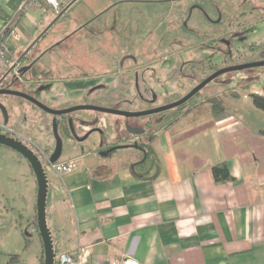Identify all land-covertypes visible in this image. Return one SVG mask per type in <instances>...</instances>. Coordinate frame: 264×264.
<instances>
[{"label":"crops","instance_id":"1","mask_svg":"<svg viewBox=\"0 0 264 264\" xmlns=\"http://www.w3.org/2000/svg\"><path fill=\"white\" fill-rule=\"evenodd\" d=\"M9 1L0 0V8L17 20L16 34L9 41L8 68H0V85L16 64L31 66L23 80L51 81L36 97L54 110L95 100L96 92L87 96L103 65L84 55L120 51L123 31L148 33L142 21L135 25L138 14L150 13L144 1H153L155 16L160 11L158 0H142L134 18L117 8L127 2L122 0H58L57 11L33 0L14 13L6 6ZM4 101L3 129L23 142L47 145L49 157L54 148L47 127L56 121L26 101ZM7 103L14 108L8 110ZM225 103L218 115L201 102L177 118L160 117L150 153L130 142L110 155L100 154L91 146L97 134L82 145L64 144L58 161L75 160L77 168L53 172L48 180L47 222L54 250L83 248L92 264L120 257L139 264H264V121L251 125ZM140 109L145 107L129 111ZM195 114L204 118L179 126ZM106 134L115 136L109 129ZM223 162L233 180L216 183L211 168Z\"/></svg>","mask_w":264,"mask_h":264},{"label":"rangeland","instance_id":"2","mask_svg":"<svg viewBox=\"0 0 264 264\" xmlns=\"http://www.w3.org/2000/svg\"><path fill=\"white\" fill-rule=\"evenodd\" d=\"M122 1L127 2L119 4L117 8H119L122 12L131 15V18H134V14L142 11V0ZM158 1L161 4L166 5V14L168 16L167 20H176V22H179L184 19L183 16L181 19L179 17L176 18V16H174V9H170L171 5H175V3H182L181 1ZM190 4H192V1L188 0L186 1V5L182 6L180 9L181 12H185V9L190 7V14L186 19H184L182 27L178 26V23L176 25L175 22H172L171 25L168 23L165 25V30L162 27L160 29L161 32H157L156 34L152 33L149 37L146 33L142 38L135 36L134 39H132V37L127 38L129 43H132L133 40L139 43V40L144 41L147 37V39L151 42L161 39V46L160 48H157L156 52L158 56L166 57L167 61L162 67V69H165L163 74L165 80H162L164 81V86L162 89H155L157 93L162 94L158 97V100L153 103L146 104L138 102L134 100L132 96H129L126 97V99L110 102L107 104L108 106L115 105L119 102L121 103L120 106L123 110H132V107H165L180 101L182 98L187 96L197 84L205 81L209 78V76L220 69L264 61V46H259L254 48V50H251L249 45L246 46L243 41L238 40L237 42L235 41V46L231 49V53L228 55L225 54V48L221 47V44L217 42L218 36H222V34L226 31L236 29V26L243 20L244 11L239 6L234 5L233 1L209 0L206 2L203 0L201 1L199 10L196 9L198 7H194L193 5L189 6ZM173 7L174 6L171 8ZM206 14L209 15V21L206 18ZM218 15H221L220 23V17ZM185 23L187 27H183ZM258 29L262 32L263 37L259 36V39H255L263 42L264 27H259L256 30ZM241 36L242 34H238L237 37L240 39ZM237 37L233 40H236ZM166 40L168 41L167 43L170 42L171 45L166 46ZM208 40H213V47L207 45ZM244 42L247 43L248 41L244 40ZM217 45L220 46V49L216 47ZM149 49H151V47ZM174 52L177 53L174 54ZM171 54H173V56H171ZM111 56L113 57V55H106L105 52H101L93 54L90 57L97 60L101 59V61L104 62ZM102 57L104 59H102ZM50 75L52 77H57L58 73ZM6 78L7 79L1 83L0 89L12 86L13 75L10 74ZM14 87L16 88L18 86H13L12 88ZM252 94L264 95V67L224 74L207 84L202 90L192 96L185 103L170 110L161 112L155 115L154 118H177L196 104L199 105L201 102L205 103L207 99L213 97H220L223 100V103L224 101L226 102L225 105L228 107L229 111H235L243 114V119L245 121L247 120L251 125H256L259 119L264 121V112L254 108L259 114H253V110L250 108L253 105L249 98ZM6 99L25 102V100L18 97L0 95V104L6 103L4 101ZM234 99L239 100L237 105L230 104V102ZM84 100L87 99L85 98ZM102 102L103 101L100 99L90 100V103L92 104H103ZM130 102L133 105L132 107L131 104H129ZM45 103H47V101H45ZM47 104L48 108L52 106L50 102ZM6 106L8 107V110H12V108H14L13 105L8 103ZM77 106L96 107L94 105H90L89 103H82ZM99 106L96 108L107 109ZM45 115L50 117V115L44 114V116ZM69 115L74 118H79L80 120L89 119L88 115H98L101 118L105 117L106 119L112 121L117 119L120 121L125 120L109 114H96L91 111H77L70 113ZM202 116H197V114H195V118L188 116V119L184 118L179 126L191 125L196 121V117L204 118ZM0 118H2L1 115ZM50 118L53 119L52 116ZM0 133L6 134V131L1 125V119ZM47 134L51 139V146L55 147L56 142L52 132V127L49 132L47 130ZM35 145L41 150L43 149V151H47L44 149L47 145L41 146L37 143ZM64 148L65 147L63 145V153ZM38 156L44 164L41 153H39ZM45 172L48 180L51 179L53 172L49 170L48 167H45ZM36 196V179L27 161L9 148L0 146V264H6L8 255H18L20 264L43 263L41 238L34 228L36 224ZM47 213L48 210L46 208V221L49 218ZM47 226L48 228L50 226L48 222Z\"/></svg>","mask_w":264,"mask_h":264},{"label":"flooded vegetation","instance_id":"3","mask_svg":"<svg viewBox=\"0 0 264 264\" xmlns=\"http://www.w3.org/2000/svg\"><path fill=\"white\" fill-rule=\"evenodd\" d=\"M173 2L175 1H181L182 3H178L173 8L170 7V9H174L173 11L174 16L181 17L183 16L184 19H186L190 14V7L185 9V12H181L180 9L182 6L186 5V1L188 0H171ZM192 1V4L189 6L198 7L196 9H200L199 6H201V1L203 0H189ZM206 2L209 0H205ZM213 1V0H212ZM221 1H233L234 5L239 6L243 11V20L240 24L236 26V29L226 31L222 34V36L217 37V42L221 44V47L225 48V54H230L231 49L234 48L235 43L238 40L243 41V43L246 44V46L249 45V48L251 50H254V48L262 47L264 46V41H259L258 37L262 36V32L257 28L264 27V0H221ZM144 4L148 6V9L144 11H150L152 13L147 14L143 12V14H138L136 19L138 21L135 22V25L138 26L139 21H142L144 26H148L150 29L147 33L148 37L152 33L161 32V28L165 30V25L172 24V22H175V24L182 27L183 20H180L179 22H176V20H167V14H166V5H163L160 3L158 4V8L160 11H158V14L155 16L153 13V1L151 3L145 2ZM220 18L219 23L221 22V15H218ZM143 18V19H142ZM206 18L209 21V15L206 14ZM122 22V21H120ZM232 22V21H231ZM134 23V22H133ZM180 23V24H179ZM183 27H187L186 23ZM189 31V30H188ZM264 32V31H263ZM238 34H242V36L237 37ZM135 37H141L139 33L135 32V35H124V31L122 32L121 38L124 41V45L119 48L120 51L116 50L112 53H105L106 55H113L110 58H108L107 61L102 62L101 59H99V65H103V72L97 76L95 80H97V84H93L89 88V93L87 97H90L92 94L91 92H96V99L95 100H102L103 104H92L90 105L99 106V107H105L107 109H112V111L122 112V113H140V112H147L152 111L159 108H148L145 107V109H140L134 111L129 110H123L121 108V103H117L115 105L108 106L110 102L113 101H119L120 99H126V97L132 96L134 100L142 103H153L158 100V97L162 94H159L156 92V88L162 89L164 86L165 78L163 77V74L165 72V69H162V67L165 65L167 58L164 56H158L157 54V48H160L161 46V39H157L155 42L149 41L147 38H145L144 41L139 40V43L133 40L132 43H129L127 41V38L132 37L134 39ZM235 37H237L236 40H233ZM263 37V36H262ZM258 38V39H255ZM255 39V40H254ZM244 40L248 41L247 43L244 42ZM236 41V42H235ZM168 41L166 40V43ZM213 40H208L207 45L213 47ZM171 45V43H167L166 46ZM151 47V49H149ZM218 49H220V46H216ZM182 52V50H181ZM177 52H174L176 54ZM89 54L84 55V57L89 60L90 59ZM173 56V54H171ZM264 57V55H263ZM102 59H104L102 57ZM151 59V60H150ZM264 60V58H263ZM190 62V61H189ZM264 62V61H261ZM256 63H260L256 62ZM151 64V65H150ZM86 65H89L88 62ZM149 65V66H148ZM120 67V68H119ZM154 67V68H153ZM264 67V66H263ZM20 68V64H18V69ZM226 69V68H223ZM252 69V68H249ZM222 70V69H220ZM218 70V71H220ZM248 70V69H245ZM13 75L12 80V86H8V88L16 89L15 91H19L25 94L30 95L43 105H46L43 101H40L37 99L36 96L39 95V90L43 87L48 88L53 83L51 81L44 82V85L40 84L39 79H24L23 77H19L18 79L14 76L13 69L9 71V73L6 75ZM89 72L90 69H89ZM88 72V73H89ZM87 73V75H89ZM216 73V72H215ZM231 73V72H230ZM214 74V73H213ZM212 74V75H213ZM227 74V73H225ZM224 75V74H222ZM221 75V76H222ZM210 77V76H209ZM220 77V76H219ZM218 78V77H217ZM216 78V79H217ZM7 79V78H6ZM5 78L3 79L6 80ZM92 78L89 77L86 79L87 81L91 80ZM215 80V79H214ZM2 81V82H3ZM213 81V80H212ZM211 81V82H212ZM42 83V82H41ZM202 83V82H201ZM210 83V82H209ZM208 83V84H209ZM196 85V84H195ZM197 84L196 86H198ZM1 86V85H0ZM204 88V87H203ZM202 88V89H203ZM5 89V88H2ZM201 89V90H202ZM198 93V92H197ZM24 100V99H23ZM208 100V99H207ZM26 101V100H25ZM31 105L32 107L38 109L41 111L38 107L33 105L32 103L26 101ZM105 103V104H104ZM129 104L132 103L130 102ZM77 106V105H76ZM162 108V107H161ZM102 109V108H100ZM122 110V111H121ZM94 112V111H91ZM41 113H44L41 111ZM96 114L100 112H95ZM161 113V112H160ZM46 114V113H44ZM105 114V113H100ZM159 113L139 117V118H127L120 115H112L116 117H120L125 119L124 121H120L119 119L109 123L106 120H100L101 117L98 115L92 116L89 119L80 120L79 118H74L71 115H64V116H52L54 121H56L57 124V133L59 137L62 140L63 145H82L86 143L90 137L94 134L99 135V138L96 143L93 142L91 146L95 148V150L100 154H107L110 155L113 152H110L112 149L116 148L117 145L123 144V143H133L137 147L146 149L148 146V142L153 136L152 132L154 131L158 118H154L155 115ZM48 115V114H47ZM51 117V115H50ZM146 117V118H145ZM140 120H145L144 123H140ZM43 121V119L41 120ZM52 124L48 125L47 129L50 130ZM49 126H51L49 128ZM110 128V130L113 131V134L115 135L114 138H111L109 135L106 134V131ZM135 133L140 135V137L135 136ZM7 136L15 137L18 140H21L19 137L14 134H11L9 132H6ZM136 137V138H135ZM23 142V140H21ZM26 144L37 156L39 153H41L42 160L48 159L47 154L49 153L50 147L46 146L44 148L47 150L46 152L41 150L40 148L34 144L23 142ZM54 148V147H52ZM39 157V156H38ZM40 159V158H39Z\"/></svg>","mask_w":264,"mask_h":264},{"label":"water","instance_id":"4","mask_svg":"<svg viewBox=\"0 0 264 264\" xmlns=\"http://www.w3.org/2000/svg\"><path fill=\"white\" fill-rule=\"evenodd\" d=\"M264 62L260 63H254V64H247L242 66H236V67H230L226 69H222L220 71H217L213 75H211L208 79L200 83L198 86H196L187 96L182 98L180 101L173 103L171 105L155 109L152 111L147 112H140V113H122L107 109H100L96 107L91 106H75L72 108H68L65 110H51L50 108L46 107L33 97H31L28 94L10 90V89H0V95L4 96H14L21 99H24L36 107H38L41 111L44 113L51 115V116H64L68 115L73 112L77 111H94V112H100L105 114H112V115H120L127 118H139L144 116L153 115L156 113L164 112L167 110H170L172 108H175L177 106H180L181 104L188 101L192 96H194L197 92H199L203 87H205L209 82L216 79L217 77L221 76L225 73L235 72V71H242L249 68H257V67H263ZM31 66H26L19 68L17 70V74L19 77H22L25 73H27L30 70ZM18 79L17 77H15ZM0 111L2 112V115L6 116V108L0 104ZM52 132L55 138V147L50 156L48 157V162L50 164H54L58 161L60 156L62 155L63 151V143L61 138L59 137L57 133V124L53 123L52 125ZM0 146H3L5 148H9L10 150L16 152L19 156L24 158L29 167L31 168L35 179L37 183V196H36V226L38 229V234L41 238L42 242V248H43V264H53L54 259V243L51 236V232L47 226L46 221V201H47V195H48V178L47 174L45 172V167L42 161L39 159V157L21 140L16 139L15 137L7 136L6 134L0 133Z\"/></svg>","mask_w":264,"mask_h":264},{"label":"built area","instance_id":"5","mask_svg":"<svg viewBox=\"0 0 264 264\" xmlns=\"http://www.w3.org/2000/svg\"><path fill=\"white\" fill-rule=\"evenodd\" d=\"M48 6L53 10H57L59 7L58 0H43ZM35 1L26 0L19 7V11L24 10L28 5L33 4ZM15 26L11 22L6 24L0 29V68L6 70L10 62V48L9 41L15 36L16 30ZM18 64L13 68L14 76L19 78L17 74ZM44 167H48L49 170L56 174L71 173L77 168V162L75 160H70L67 162L57 161L54 164H50L48 159L44 160ZM53 264H92L87 260V252L83 248H78L77 250L70 253H54ZM96 264H139L136 261L128 257H120L114 259L109 263H96Z\"/></svg>","mask_w":264,"mask_h":264},{"label":"trees","instance_id":"6","mask_svg":"<svg viewBox=\"0 0 264 264\" xmlns=\"http://www.w3.org/2000/svg\"><path fill=\"white\" fill-rule=\"evenodd\" d=\"M22 2H24V0H10L6 6H7V8H9L10 10H12L15 13L17 10H19L20 4ZM3 12H4L3 9L0 8V14H4L3 16H4L5 21H6L4 26L6 24H8L9 22H11L13 25H16L17 20L15 18H12V16L5 15V13H3ZM249 98H250L251 103H252L254 108L264 112V95L252 94V95H250ZM205 103L207 105H209L211 111L216 115L221 114L225 111L223 100L220 97L210 98V99L206 100ZM152 140H153V136L151 137V139L148 142V145H147L148 149L147 148L145 149V151H147V153L151 152V149L149 150V144L151 143ZM211 172H212L214 181L216 183H224V182H228V181L233 180L232 177L230 176V172H229V169H228L226 162H223V163H220V164L213 166L211 168ZM34 228L38 232L36 224H35ZM55 252L56 251L54 250V253ZM6 264H20L19 256L18 255H8Z\"/></svg>","mask_w":264,"mask_h":264}]
</instances>
